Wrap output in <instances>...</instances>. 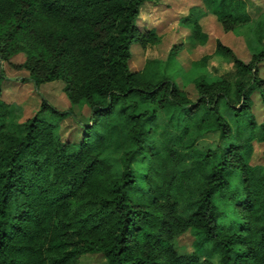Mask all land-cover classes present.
<instances>
[{"label": "trees", "instance_id": "trees-1", "mask_svg": "<svg viewBox=\"0 0 264 264\" xmlns=\"http://www.w3.org/2000/svg\"><path fill=\"white\" fill-rule=\"evenodd\" d=\"M147 1L0 0V61L10 65L0 75L59 79L70 102L61 111L43 98L8 127L0 89V264H79L84 253L107 264H214L197 252L209 243L219 264H264V163L252 162L254 143L264 145L253 110L254 94L264 109V50L244 59L217 40L233 77L194 78L191 99L170 76L175 45L165 61L131 69V45L159 41L137 25ZM203 1L224 30L247 27L245 0ZM181 25L194 47L196 13ZM64 118L76 130L65 140ZM215 132L225 142L196 146ZM187 231L194 250L182 252L175 241Z\"/></svg>", "mask_w": 264, "mask_h": 264}, {"label": "rangeland", "instance_id": "rangeland-1", "mask_svg": "<svg viewBox=\"0 0 264 264\" xmlns=\"http://www.w3.org/2000/svg\"><path fill=\"white\" fill-rule=\"evenodd\" d=\"M246 8L249 13L250 21L246 26H239L235 31L224 30L223 26L217 21L215 15L209 12L203 0H149L145 2L140 10L138 26L143 28H154L159 35V41L148 45L146 48L140 47L137 43L131 45L134 58L131 63L132 70L142 67L146 58H159L165 61L174 45L172 53L173 60L170 63V76L174 78L191 99L196 98L194 78L205 75L210 79L224 77L231 80L234 67L230 60L216 52V42L220 40L224 45L232 49L238 56L249 59V52L264 50L263 34H255L257 23H261L264 18V0H245ZM199 4V5H198ZM194 12L202 26L201 40L194 47L187 44V31L180 19ZM206 12L204 15L203 13ZM264 23V22H262ZM182 43V44H181ZM21 55V54H18ZM15 57V56H14ZM19 56L12 58V63H18ZM10 66L8 62L0 61V72L2 67ZM13 68H10L12 70ZM259 76L264 79V61L258 67ZM11 74L15 72L11 71ZM24 77V76H23ZM64 82L56 79L48 82H41L36 86L33 82L21 81L19 76H10L8 70H3L0 75V89L3 99L10 102L11 115L6 118L7 126L23 122L25 119L34 115L43 98L51 105L61 111L70 108V102L63 90ZM253 110L258 121L264 118V109L261 107L260 98L254 94ZM76 113L84 118L88 114V107L81 109L75 108ZM86 114V115H85ZM44 115L48 116L49 113ZM231 120V117L227 115ZM68 123L66 132H61V138L67 139L76 130L73 129L74 122L64 118L60 122L61 127ZM234 123L233 121L231 122ZM63 128H65L63 126ZM66 129V128H65ZM219 138L218 132L202 135L196 141V146L201 150L213 149L216 145L223 143ZM252 162L264 163V145L254 143ZM195 236L187 231L176 238V246L182 252L194 250ZM216 248L207 244L198 250L201 260L210 259L214 264L218 263V255L214 253ZM79 264H107L106 258L100 253H84L79 258Z\"/></svg>", "mask_w": 264, "mask_h": 264}, {"label": "crops", "instance_id": "crops-1", "mask_svg": "<svg viewBox=\"0 0 264 264\" xmlns=\"http://www.w3.org/2000/svg\"><path fill=\"white\" fill-rule=\"evenodd\" d=\"M198 5H199V4H198ZM209 12H210V11H209ZM205 13H206V12H204L203 15H204ZM212 15H215V14L212 13ZM215 16H216V15H215ZM183 17H184V16H183ZM216 18H217V17H216ZM181 19H182V18H181ZM181 19H180V21H181ZM198 21H199V20H198ZM217 21H218V19H217ZM218 22H219V21H218ZM219 23H220V22H219ZM200 25H201V24H200ZM201 27H202V26H201ZM198 43H199V42H198ZM198 43H197V44H198ZM197 44H196V45H197Z\"/></svg>", "mask_w": 264, "mask_h": 264}]
</instances>
